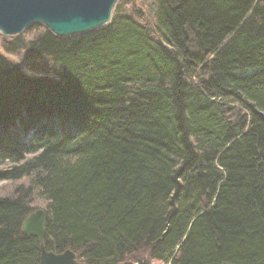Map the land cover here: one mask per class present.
I'll return each instance as SVG.
<instances>
[{
  "label": "trees",
  "instance_id": "trees-1",
  "mask_svg": "<svg viewBox=\"0 0 264 264\" xmlns=\"http://www.w3.org/2000/svg\"><path fill=\"white\" fill-rule=\"evenodd\" d=\"M0 165V264H40L35 196L45 249L85 264H264V0L0 33Z\"/></svg>",
  "mask_w": 264,
  "mask_h": 264
},
{
  "label": "water",
  "instance_id": "water-1",
  "mask_svg": "<svg viewBox=\"0 0 264 264\" xmlns=\"http://www.w3.org/2000/svg\"><path fill=\"white\" fill-rule=\"evenodd\" d=\"M117 0H0V33L12 36L38 23L57 37L88 33L106 25ZM45 212L36 209L21 223L22 235L39 244L40 264H85L70 249L60 253L44 247ZM121 264H134L124 261Z\"/></svg>",
  "mask_w": 264,
  "mask_h": 264
},
{
  "label": "rangeland",
  "instance_id": "rangeland-1",
  "mask_svg": "<svg viewBox=\"0 0 264 264\" xmlns=\"http://www.w3.org/2000/svg\"><path fill=\"white\" fill-rule=\"evenodd\" d=\"M30 26V25H29ZM27 28V27H26ZM25 28V29H26ZM24 29V30H25ZM23 30V31H24ZM9 58L11 60H13L15 62L16 65H18L19 67L23 68L24 69V65L21 61H19L18 59L12 57V56H9ZM8 165H0V168L2 167H7ZM10 190V187H9V182H0V195L4 194L5 191H9ZM32 208H33V211L36 210V209H45L46 208V202L45 200H43L42 198L38 197V196H35L33 201H32V204H31ZM128 261H131L133 262L134 264H137V262L135 261H132V260H128ZM150 264H162V263H159V262H151Z\"/></svg>",
  "mask_w": 264,
  "mask_h": 264
}]
</instances>
